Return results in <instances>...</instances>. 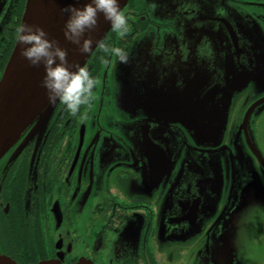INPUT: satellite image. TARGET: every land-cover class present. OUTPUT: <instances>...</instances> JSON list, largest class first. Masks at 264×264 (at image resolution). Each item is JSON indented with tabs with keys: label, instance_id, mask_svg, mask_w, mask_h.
I'll return each instance as SVG.
<instances>
[{
	"label": "flooded vegetation",
	"instance_id": "1",
	"mask_svg": "<svg viewBox=\"0 0 264 264\" xmlns=\"http://www.w3.org/2000/svg\"><path fill=\"white\" fill-rule=\"evenodd\" d=\"M27 0H0V80ZM127 31L0 159V252L19 264H264V0H129ZM208 44V48L204 45Z\"/></svg>",
	"mask_w": 264,
	"mask_h": 264
},
{
	"label": "water",
	"instance_id": "2",
	"mask_svg": "<svg viewBox=\"0 0 264 264\" xmlns=\"http://www.w3.org/2000/svg\"><path fill=\"white\" fill-rule=\"evenodd\" d=\"M129 0H119L121 11ZM87 0H27L22 25L43 28L49 39L55 40L67 49L70 65H85L96 50L95 42L105 40L112 29L109 21L99 14L96 26L85 35L94 44L88 53L64 36V24L68 13L63 11L69 6L83 7ZM23 45L16 42L14 50L0 80V159L23 136L34 123L45 127L52 116L55 106L50 104L46 89L42 86L44 66L32 65L21 55ZM0 264H19L12 257L0 252ZM33 264H94L81 258L74 263H63L60 259H46Z\"/></svg>",
	"mask_w": 264,
	"mask_h": 264
},
{
	"label": "clouds",
	"instance_id": "3",
	"mask_svg": "<svg viewBox=\"0 0 264 264\" xmlns=\"http://www.w3.org/2000/svg\"><path fill=\"white\" fill-rule=\"evenodd\" d=\"M68 18L64 24V36L77 45L82 53H88L93 40L85 34L97 24L99 14L109 21L113 30L127 31V18L120 9L119 0H87L83 7L69 6L64 9ZM17 43L23 45L21 55L32 65L44 66L42 86L46 89L50 104H61L72 115L87 105L95 87V78L87 66L70 65L67 49L55 40L49 39L47 32L33 25H22L17 30ZM96 47L108 52L111 50L121 63H127L129 51L112 47L101 39ZM208 48V44L204 45Z\"/></svg>",
	"mask_w": 264,
	"mask_h": 264
},
{
	"label": "rangeland",
	"instance_id": "4",
	"mask_svg": "<svg viewBox=\"0 0 264 264\" xmlns=\"http://www.w3.org/2000/svg\"><path fill=\"white\" fill-rule=\"evenodd\" d=\"M129 64H131V60H129ZM128 63H124L122 66H120L123 69H127L129 67Z\"/></svg>",
	"mask_w": 264,
	"mask_h": 264
}]
</instances>
